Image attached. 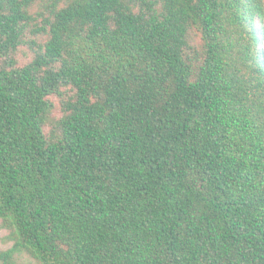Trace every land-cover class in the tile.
<instances>
[{
    "label": "trees",
    "instance_id": "trees-1",
    "mask_svg": "<svg viewBox=\"0 0 264 264\" xmlns=\"http://www.w3.org/2000/svg\"><path fill=\"white\" fill-rule=\"evenodd\" d=\"M263 46L264 0H0V264H264Z\"/></svg>",
    "mask_w": 264,
    "mask_h": 264
},
{
    "label": "rangeland",
    "instance_id": "rangeland-1",
    "mask_svg": "<svg viewBox=\"0 0 264 264\" xmlns=\"http://www.w3.org/2000/svg\"><path fill=\"white\" fill-rule=\"evenodd\" d=\"M21 48L22 50L19 52L17 57L19 59V63L24 64L31 59L32 55L30 53L28 46H22ZM262 49H263L262 51L264 54V46L262 47ZM53 100L57 104V106L55 107L54 115L59 116L61 113L60 107H58L59 100L56 97H53ZM8 235H9V231L5 229L4 227H2L1 220H0V250H4V249L11 247L12 241L9 240ZM18 262L19 264H40L37 260H35L33 257L27 254H22L18 258Z\"/></svg>",
    "mask_w": 264,
    "mask_h": 264
}]
</instances>
